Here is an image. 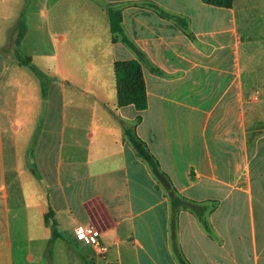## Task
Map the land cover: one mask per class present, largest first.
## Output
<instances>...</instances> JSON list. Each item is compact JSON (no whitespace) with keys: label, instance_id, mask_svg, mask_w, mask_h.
I'll list each match as a JSON object with an SVG mask.
<instances>
[{"label":"crops","instance_id":"crops-1","mask_svg":"<svg viewBox=\"0 0 264 264\" xmlns=\"http://www.w3.org/2000/svg\"><path fill=\"white\" fill-rule=\"evenodd\" d=\"M109 5L144 55L145 111L118 107L115 63L139 57ZM0 8V264H264V0Z\"/></svg>","mask_w":264,"mask_h":264},{"label":"trees","instance_id":"trees-1","mask_svg":"<svg viewBox=\"0 0 264 264\" xmlns=\"http://www.w3.org/2000/svg\"><path fill=\"white\" fill-rule=\"evenodd\" d=\"M208 5L216 7L231 8L233 0H204ZM107 12L110 21V29L114 40H120L138 54L139 60L115 63V75L118 88V107L134 106L138 111H145L148 108L146 84L142 73L144 55L124 35L122 26V10L119 7L109 5ZM28 59V58H27ZM22 60V59H21ZM24 61V60H22ZM126 137L133 146L136 154L144 160L155 171L159 165L155 157L150 153L146 144L137 136L133 128L125 129ZM47 224L52 228L54 235H57L56 221L53 220V213L50 211L46 216Z\"/></svg>","mask_w":264,"mask_h":264},{"label":"built area","instance_id":"built-area-1","mask_svg":"<svg viewBox=\"0 0 264 264\" xmlns=\"http://www.w3.org/2000/svg\"><path fill=\"white\" fill-rule=\"evenodd\" d=\"M75 235L78 240L96 247L102 255L106 253V248L100 242L101 232L94 226H78L75 229Z\"/></svg>","mask_w":264,"mask_h":264},{"label":"rangeland","instance_id":"rangeland-1","mask_svg":"<svg viewBox=\"0 0 264 264\" xmlns=\"http://www.w3.org/2000/svg\"><path fill=\"white\" fill-rule=\"evenodd\" d=\"M2 12V9L0 8V13ZM5 29H6V27H5ZM256 40H258V41H261V38L260 37H258ZM241 231L246 235L247 234V231H248V227L247 226H243L242 228H241ZM17 257V259H16V261H17V263L16 264H20V261L18 260V257L19 256H16ZM34 260H35V258H36V256H31ZM26 257H24L23 259H22V263L23 264H36V261H34V262H32V261H30V260H28L27 259V261H26V259H25ZM50 258H51V256H46V259L48 260V261H46V260H44L42 263L43 264H50Z\"/></svg>","mask_w":264,"mask_h":264}]
</instances>
